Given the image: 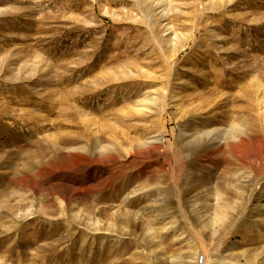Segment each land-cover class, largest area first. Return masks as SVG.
Returning a JSON list of instances; mask_svg holds the SVG:
<instances>
[{"label": "rangeland", "instance_id": "1", "mask_svg": "<svg viewBox=\"0 0 264 264\" xmlns=\"http://www.w3.org/2000/svg\"><path fill=\"white\" fill-rule=\"evenodd\" d=\"M168 8L163 18V8L138 0H0V264H109L119 252L150 251L144 230L156 229L167 210L184 240L173 245L163 237L164 252L191 262L192 236L202 264L219 239L201 236L197 219L205 203L215 213L212 193H225L228 230L239 231L260 213L264 0H169ZM167 24L183 43L175 57ZM152 91L160 108L134 114L136 101L156 96ZM195 100L207 106L196 119L184 115ZM237 124L243 153L254 154L249 158L228 148L197 149L182 138L196 128ZM139 141L150 143L148 150L132 147ZM100 147L110 152L100 156ZM237 180L239 191L232 188ZM117 207L144 224L132 229L130 218H114ZM27 210L34 215L20 219ZM90 214L116 233L97 234L93 242L85 228ZM71 229L77 231L69 237ZM104 236L120 239L124 250L100 251ZM84 238L90 241L81 252ZM228 238L224 255L234 244L242 248L239 236ZM243 249L264 264L263 238L252 237Z\"/></svg>", "mask_w": 264, "mask_h": 264}, {"label": "bare ground", "instance_id": "2", "mask_svg": "<svg viewBox=\"0 0 264 264\" xmlns=\"http://www.w3.org/2000/svg\"><path fill=\"white\" fill-rule=\"evenodd\" d=\"M168 1L169 0H138V3H140L141 5L142 4L147 5L149 7L158 6L160 8H163L161 13L163 14V18H167L169 16V13H170V10L168 8ZM166 29H167L166 31H170V33L172 34V38L169 39V47H172V49H173V52L170 50L172 52L171 57H175L177 50L181 49V47H182V44H183L182 43V39H180L176 35V33H175L174 29H173V26H171L170 24L166 25ZM261 87L262 86H260V88ZM152 92H155V91H152ZM152 94L142 96L136 101V103L132 107V111L134 112V114L146 115L147 113H152L156 108H160V105H161L160 96H157L158 95L157 93L155 94L156 96H153ZM176 98H177V96L174 95L173 99H176ZM262 103H263V101H262ZM190 107H191V109H189L186 112H184V115L185 116L193 115L192 117L194 119H196L197 116H200L198 114L199 112H201L202 110L207 108V106H205L202 101L197 102V100L191 102V106ZM241 132H244V131L242 130L241 125H238V124L231 126L230 129H224V130H221L220 128H213V127H211V128H203V129L196 128L191 136H184L182 138L184 139V142L186 141V145L187 146H195L197 149L203 148V149L210 150L211 152L212 151L215 152V151H219V150L228 148V149L232 150L233 152H235L236 154H241L242 153L245 157L249 158V157L253 156L254 154L252 152H248L247 156H246L245 155L246 153H243L242 149L245 148L246 141L242 140ZM182 134L185 135L187 133L184 130H182L181 131V135ZM157 142L158 143H162L163 142V138L162 137H158ZM149 145H150V143H145V142L139 141V142H135L132 147H135L138 150H148V146ZM98 147H99V145L97 146V148ZM120 147H121V145H120ZM157 148H158V146H157ZM110 149H111L112 152H115V150H116L115 145H113V147L110 148ZM110 149L106 148V147H100L99 155L100 156H106L107 152H110ZM262 151H264V148H262L261 152ZM261 152L258 153V154H261ZM93 156H94V154H93ZM259 175H260V173H259ZM234 177L237 178V176H234ZM198 178L201 179L200 176ZM260 178H261V176H260ZM262 178H263V175H262ZM261 181H262V179L261 180L259 179L258 181L256 180L257 187L260 186L259 187L260 190L263 189L262 188L263 187V183H261ZM189 183H191V180L189 179V177H186V182H185L186 186H188ZM193 183H197V184L200 185L198 180L193 181ZM233 183L235 185H232V188H234L235 190L239 191L243 187L242 182L240 180H237V181H235ZM216 188H217V185H216ZM240 192H239V194H240ZM207 194H206L207 198H210L211 194H208L209 196ZM224 194L225 193L222 194L218 190L215 191L214 194L212 193V195H213V197H214V199L216 201V206H217L216 210L214 211L215 213H212L213 216L210 215V213L208 211V209L210 210V206L209 207L206 206V205H208L209 202L205 200V202H208V203H205L203 205L202 209L204 210V208H205L206 210H205V212H202L203 215L200 214L201 216H199L197 218L198 219V225H199V231H200V235L201 236H207V238L210 241L213 240L211 237L219 238V239H217V238L214 239V241L217 239V242H216V244L214 246L215 250L211 251L212 252L211 256H208V258L206 260H205V258L203 259L202 264H243V263H241L242 260H244L246 262V264H255V262H256L255 259H256V257L258 255L243 249V247H244V243L246 241L251 240L252 237H257V238H261V239L263 238L264 239V236H263L264 227L262 228V226L264 225V193L262 192V195L260 194V196L256 199V203L257 204L255 206V210H258L260 213H257V212H256V214L253 213V215L251 216L252 219L250 221H248V222H244L240 226L241 229H239V231L236 230V229L234 230L232 228H230L232 230H228L229 227H230L229 224L225 225L226 220L228 219V217H230L228 215L230 214L229 213L230 212L229 209L231 210V207H229V205L227 204V201H226L227 199H225V195ZM203 197L206 198L205 196H203ZM127 199H128V196L126 197V200ZM160 202H162V200ZM179 202H181V200H179ZM168 206L170 207V205L168 204V205L164 206L165 208H162V207L161 208L160 207H158V208L157 207H155V208L152 207L151 208L150 207L148 209H149V212H151V213L153 211L154 212L155 211L162 212V210L166 209ZM167 209H169V208H167ZM214 209H215V207H214ZM26 212H24L25 216L19 214V215L22 216V217H20V219L25 218V220H26L30 216L34 215V210L33 211L27 210ZM35 212H37V211H35ZM110 212H112V215H114L113 216L114 218H115V216H117L119 218L126 217V218H130V220H133L134 222L132 223L133 224L132 229L135 228V227H139L140 225L144 224L143 223V219L144 218H142V220H141L138 217L137 213L136 214L132 213L128 208L117 207L116 209L113 208ZM146 212L147 211L145 210V213ZM166 212H168V210ZM13 213L15 214V213H17V211L13 212ZM75 213H77L75 215V216H77L78 213H80V212H75ZM75 213L73 212V214L71 216H74ZM165 213L163 211L162 214L159 215V217H161V218H159V217L157 218L158 219L157 223L159 224V226L156 229H149V228L145 227L147 229L144 230V231L147 232V234L149 236V238H148V236L146 238H148L149 241L152 242V246H153L152 250H150V251H149V249L141 250V248L137 247V249L133 250L135 252L128 253L129 256H127V257L125 256L126 255L125 252H119V253H116V255L113 254V256H112L113 258H111V260L108 263L109 264H117L119 262L120 264H123V263H128V264H200L199 263V259H198V257H199L198 256V254H199L198 252L199 251H198L197 247L193 243L195 241L194 240L192 241V238H191L192 236L190 237V239L187 240L188 244H191L190 248H188V249H190V251H192V254H191L192 260H191V262H189V260L187 261L188 258H185L184 256H182L181 252H178L176 254L174 253V254H172V256H167V253L164 252L166 250H165V248L163 246L162 240H160L163 237L164 238L165 237L168 238L167 236H169L171 238V243L173 245H175V244H177L179 242L182 243L183 240H184L183 231H182V233H180V230H181L180 229L181 228L180 221H178V219L176 217L174 218V216H172V215H171L172 217L170 216L171 218H165ZM181 213L183 214L182 216L186 220L187 219L186 213L183 212V211H181ZM204 213H205V216H204ZM88 214L86 213L85 216L83 215L82 219H85L86 216H88ZM62 215H64V214L62 213ZM81 215H80V217H81ZM167 215H170V214H167ZM78 217L79 216H77V218ZM126 218L124 220H126ZM73 219H75V218H73ZM85 220H83V221L85 222ZM79 221H81V220H79ZM100 221L96 218L95 214H92V215L90 214V217L88 218V224L86 223L87 224L85 226V228L87 229L86 231L88 232V234H90V233L92 234V236L89 237V239L91 238L93 240V242L95 241V237L94 236L97 235V234H100V233H104V235L105 234H112V233H116V231H117V230L116 231L114 230L115 232L114 231H110V229L102 227ZM113 221H115V219ZM122 222H123V219H122ZM128 222H130V221H128ZM124 224H126V223L124 222ZM120 225H122V224H120ZM216 226L217 227H221L220 228L221 230L220 229H216ZM113 227H115L114 224H113ZM142 228H144V227H142ZM76 231H77L76 229H71V231L69 232L70 233L69 237L76 235L75 234ZM133 231L134 230H131L130 235H134ZM122 235L125 236L126 234L124 235V233H121L120 237H122ZM229 235H232L234 237H238L239 236L241 238V240H242V248H239L238 245L234 244L228 250L229 254L228 255H224L223 254L224 252H221V250H222V248L224 246V243L227 240ZM88 236H90V235H88ZM88 236H86V237H88ZM106 236H108V235H106ZM106 236H104L102 239L98 240L100 251L106 249L107 247H108L107 249L109 251L111 250L110 253L112 251L115 252V250H113V249H118V250L123 249V246H121V240L120 239L117 240V238H116V241H114L113 238H112L113 240H110L109 239L110 237L108 238ZM89 239H87V238L83 239V243H82L83 245L80 248L81 252L82 251L86 252L85 246L88 243V241H90ZM92 245H93V243H92ZM235 252H238V254H236Z\"/></svg>", "mask_w": 264, "mask_h": 264}]
</instances>
